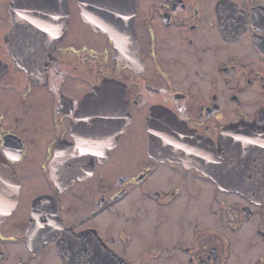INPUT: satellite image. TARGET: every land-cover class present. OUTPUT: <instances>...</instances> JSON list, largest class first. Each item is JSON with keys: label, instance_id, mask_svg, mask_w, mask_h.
<instances>
[{"label": "flooded vegetation", "instance_id": "af4514ba", "mask_svg": "<svg viewBox=\"0 0 264 264\" xmlns=\"http://www.w3.org/2000/svg\"><path fill=\"white\" fill-rule=\"evenodd\" d=\"M96 1L17 0L35 20L15 35L0 0V170L19 183L0 264H70L69 235L105 248L76 264H264V198L167 154L178 128L217 142L264 113V0H110L130 18L112 33L84 18ZM105 80L122 86L115 135L76 124Z\"/></svg>", "mask_w": 264, "mask_h": 264}, {"label": "water", "instance_id": "95a60500", "mask_svg": "<svg viewBox=\"0 0 264 264\" xmlns=\"http://www.w3.org/2000/svg\"><path fill=\"white\" fill-rule=\"evenodd\" d=\"M95 3L98 4L97 1L87 3L91 8L83 12L88 22L95 28L110 33L114 30L119 31L121 28L125 30L126 19L129 20V16L121 18V12L112 6L110 0H100L98 8ZM62 12L67 19V8ZM32 13L33 11L14 0L12 3L13 34L16 35L19 30L33 27L35 19ZM25 62L29 66V59ZM97 90V94H88L82 100L76 124L83 121L89 123L94 120V117L98 121L106 119L107 126L115 127L111 132V135H115L117 130L124 126L127 117L125 105L122 104L124 101L122 86L114 80H105ZM111 94L112 97H110ZM105 101H114L117 104L112 105L109 102L108 104L111 105H107ZM105 109L106 112L103 111ZM156 126L151 124L152 128L156 129ZM177 132L176 145L169 147L168 156L196 165L225 190L239 192L251 200L264 198V113L254 122L229 126L222 131L217 142L197 139L186 128H178ZM151 138L153 142H156L157 130H151ZM88 158L92 163L91 156ZM57 163H59V157L55 160L54 177L60 179L61 172L56 170ZM18 196L19 183L16 174L12 168L5 166L0 170V218L16 204ZM28 242L31 243L30 237ZM62 246L70 264H76L85 256V260L93 259L88 257L89 254L102 255L105 252L102 242L83 235H69ZM104 260L108 261L110 258H104ZM85 264L91 263L85 262Z\"/></svg>", "mask_w": 264, "mask_h": 264}]
</instances>
